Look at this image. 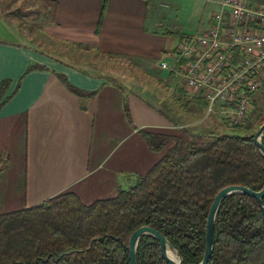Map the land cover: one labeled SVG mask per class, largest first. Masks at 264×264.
<instances>
[{
	"label": "crops",
	"instance_id": "0c3cea01",
	"mask_svg": "<svg viewBox=\"0 0 264 264\" xmlns=\"http://www.w3.org/2000/svg\"><path fill=\"white\" fill-rule=\"evenodd\" d=\"M12 1L0 0V8L9 10ZM56 1L55 23L40 30L55 56L0 39V81L11 80L3 96L12 93L0 108V150L8 156L0 170V213L33 206L66 190L87 203L113 196L163 154L149 147L141 129L176 133L186 125L173 122L166 110L154 104L152 99L157 98L151 89L140 88L134 79L124 82L125 74L112 63H104L111 73L88 70L87 65H93L95 47L103 58L119 64L127 55L134 67L175 84L179 75L171 67L177 48L171 50V58L164 56L175 45L168 31L179 29L170 16L177 6L189 4L198 16V30L205 29L210 14L202 8V0H172L168 6L159 0L150 5L147 0H107L99 32L96 27L105 0ZM193 25L182 23L179 33ZM162 61L168 66L163 67ZM32 63L43 67L27 70ZM57 72L77 87L95 91L85 100V108ZM202 104L188 106L201 114Z\"/></svg>",
	"mask_w": 264,
	"mask_h": 264
},
{
	"label": "trees",
	"instance_id": "16d2710c",
	"mask_svg": "<svg viewBox=\"0 0 264 264\" xmlns=\"http://www.w3.org/2000/svg\"><path fill=\"white\" fill-rule=\"evenodd\" d=\"M43 2L56 20L58 2ZM152 2L147 0L149 5ZM248 2L264 4V0ZM106 6L107 0L96 32ZM57 75L79 95L85 108V100L95 91L77 87L64 73ZM10 83L9 78L0 81V108L12 95L3 96ZM194 98L186 100L185 107L204 102ZM257 104L254 98L249 118L238 125L248 129L246 134L209 133L188 124L176 133L141 129L149 147L163 154L133 184L120 187L113 196L87 203L66 190L33 206L1 212L0 264H129V237L141 225L165 234L179 250L182 264H198L217 191L233 183L256 190L264 184V157L254 140V132L264 121V107ZM261 139L264 143V134ZM7 162V154L0 150V170ZM137 263L169 264L150 234L140 237ZM207 264H264V216L254 196L233 193L223 198Z\"/></svg>",
	"mask_w": 264,
	"mask_h": 264
},
{
	"label": "built area",
	"instance_id": "2783aa9c",
	"mask_svg": "<svg viewBox=\"0 0 264 264\" xmlns=\"http://www.w3.org/2000/svg\"><path fill=\"white\" fill-rule=\"evenodd\" d=\"M217 2L204 31L181 36L171 69L186 87V100L200 97L208 112L219 110L230 124L240 125L264 87V4Z\"/></svg>",
	"mask_w": 264,
	"mask_h": 264
},
{
	"label": "rangeland",
	"instance_id": "374dc122",
	"mask_svg": "<svg viewBox=\"0 0 264 264\" xmlns=\"http://www.w3.org/2000/svg\"><path fill=\"white\" fill-rule=\"evenodd\" d=\"M202 1L204 2L202 4V8L204 7V11L208 13L207 16H209L210 14L209 16V20H210L211 15L218 8V2H217L218 0H202ZM246 1L248 2V0ZM10 3L11 5L8 6L9 10L5 9L4 11L3 9L0 8V39L22 42L31 45L37 48L38 50H41L42 52L55 56V52L48 49L51 47V45H49V43L46 42L45 40L46 37L45 38L42 37V34L44 32H41L43 26L48 22L55 23V16L53 19H51L50 14L48 12V5H46L43 2V0H13ZM252 5H259V4H252ZM191 9L192 7H190L189 4L186 6L184 5L180 7L177 6V9L176 8L173 9V14H171L170 17L174 19L173 22L175 25H179V29L173 28L171 32L168 31V33H172L171 34L172 40L174 41L175 45L173 44L174 46L168 50V53L164 54L166 58L168 57L171 58L170 57L171 50H174L178 47L176 37H178V35L180 34L179 32L182 23L194 24L192 27L188 29L184 28L183 30L184 33L192 34L200 31H204L203 29L198 30V25L196 23L199 21V20L197 21L198 16L194 17V12ZM13 29H15V33L12 32ZM25 34L27 37H25ZM86 49L87 51H91L88 47H86ZM92 49L93 50L91 52L93 54L95 53L92 57L93 61L91 64L93 65L92 67L87 65L88 70L99 71V72L105 71L111 73L112 70L108 71L104 63H106V61L107 64L109 65L112 63L113 65H115V68H120L121 73L125 74L123 77L124 82L134 79L136 82L140 83V88L144 87L151 89L155 95V98H157L158 100L152 99V97H150V99L153 100L154 104L160 106L163 110H166L173 122L174 121L176 122L177 120L184 121L185 124L198 127L201 129V131L209 132V133L226 131V132H237L240 134H246L248 132V129L245 127L232 125L230 123L227 124L228 118L221 111L215 110L208 112L205 101L202 102L203 103L202 105H204L203 106L204 110L201 114L193 111L192 109L189 108V106L188 107L186 106L187 108L184 107L185 102H187L184 96L186 87L183 84H181V86L179 85V82H181V79L178 78L179 76L175 78V82H176L175 84H170L169 81H165L161 77H152L147 73V71L142 69L140 70V68L138 67H134L135 64L133 65L132 63L129 62L131 60L130 57H128L127 55H125L127 57L122 56L123 58H125L123 62H119V64H116L118 63V61H116L115 59H109L106 56L103 58L101 57L97 48L93 47ZM82 63L90 64V62L89 63L82 62ZM30 65H35L36 67L40 66V64L37 63H32ZM158 78H161L162 81L159 80ZM124 86L126 87L127 84H125ZM178 90L180 91L181 95ZM179 95L181 96V98L179 97ZM254 98L258 102L257 105L258 106L260 105V107L263 108L264 87L257 90ZM165 107H167L168 109H166ZM177 109H180L181 112H177ZM177 113H181L182 115L179 116Z\"/></svg>",
	"mask_w": 264,
	"mask_h": 264
},
{
	"label": "water",
	"instance_id": "95a60500",
	"mask_svg": "<svg viewBox=\"0 0 264 264\" xmlns=\"http://www.w3.org/2000/svg\"><path fill=\"white\" fill-rule=\"evenodd\" d=\"M264 134V121L259 125V127L254 132V140L259 147L261 154L264 157V143L262 141V136ZM233 193H242L249 194L254 196L259 204L261 212L264 216V184L260 189H253L244 184H228L223 186L215 194L213 201L210 205L207 223H206V236H205V250L202 256V259L198 264H207L211 253L214 248V229L215 221L217 217L218 210L220 208L221 202L224 197ZM144 234H150L154 236L160 246V251L163 258L169 264H182V257L179 250L171 243L169 238L163 234L160 230L151 225H141L132 231L129 237L128 242V251H129V264H138L137 263V247L140 240V237Z\"/></svg>",
	"mask_w": 264,
	"mask_h": 264
}]
</instances>
